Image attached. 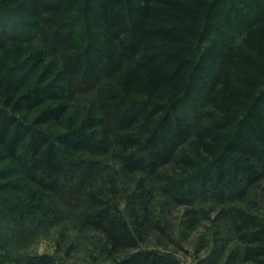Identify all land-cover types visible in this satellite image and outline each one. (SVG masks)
Wrapping results in <instances>:
<instances>
[{"label":"trees","instance_id":"obj_1","mask_svg":"<svg viewBox=\"0 0 264 264\" xmlns=\"http://www.w3.org/2000/svg\"><path fill=\"white\" fill-rule=\"evenodd\" d=\"M92 85L94 105L76 113L68 101ZM112 153L123 177H141L128 218L92 185ZM263 179L264 0H0V222L17 227L0 229V260L22 222L58 218L33 202L50 193L83 204L77 225L102 235L107 264H180L139 247L144 181L178 204L231 205ZM18 182L32 199L18 200ZM221 214L246 254L264 256V218L232 206ZM21 257L14 264H70Z\"/></svg>","mask_w":264,"mask_h":264},{"label":"rangeland","instance_id":"obj_2","mask_svg":"<svg viewBox=\"0 0 264 264\" xmlns=\"http://www.w3.org/2000/svg\"><path fill=\"white\" fill-rule=\"evenodd\" d=\"M46 63L40 66V71L42 72L46 65H50L52 75H57L60 85L64 86V77L57 73L58 69ZM40 71L31 75L30 80L41 74ZM96 89L97 85L76 89L71 101H68L70 107H73L72 110L81 113L83 109L92 107L95 103ZM93 109L95 113L98 112L97 107ZM100 159L106 168L92 184L98 189L96 195L99 201L110 202L119 215L128 218L134 209V204L130 203L131 196L141 177L138 175L123 177L119 173L118 160L113 153L110 157ZM113 171L116 172L114 191L109 184L114 178ZM17 185L19 191L16 195L21 197L18 199L20 202L32 199L30 197L35 194L32 186L20 182ZM143 185V192L149 189L150 194L149 196L141 194L149 218L144 224L143 238L138 241L140 248L172 254L180 264H260L259 260H264V256L257 258L255 255L246 254L247 244L235 232L230 217L221 214L222 208L232 206L254 212L257 214L256 217L263 219L264 179L249 191L244 199H238L231 205L217 203L212 199H196L190 200L189 204H178L161 192L159 182L144 181ZM138 200L140 201V197ZM34 201L60 209L58 218L33 228H27L22 222L24 233L18 241L8 245L10 251L3 254L0 264H14L15 259L22 255L36 254H49L70 264H107L114 257L106 251L100 233L88 228L81 229L77 225L78 216L85 209L82 203L74 208L64 206V203H59L55 195L50 193H42L36 196ZM138 203L140 202L136 205ZM19 216L21 220L24 218L23 215ZM15 227L16 225L9 220L0 222V229L6 232Z\"/></svg>","mask_w":264,"mask_h":264}]
</instances>
